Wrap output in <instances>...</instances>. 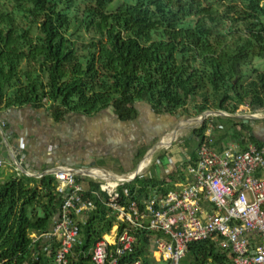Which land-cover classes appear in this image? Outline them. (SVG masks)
<instances>
[{
	"label": "trees",
	"instance_id": "obj_1",
	"mask_svg": "<svg viewBox=\"0 0 264 264\" xmlns=\"http://www.w3.org/2000/svg\"><path fill=\"white\" fill-rule=\"evenodd\" d=\"M114 2L0 0V109L44 107L57 121L107 108L135 121L140 102L172 116L196 99L197 115L212 109L237 114L242 105L264 109V70L255 63L264 59V0H123L112 10ZM211 119L185 139L192 148L186 169L197 160ZM176 179L141 175L119 187V202L136 201L145 210L140 199L178 190ZM79 181L88 185L85 197L95 209L78 219L67 264H95L91 252L118 215L100 184ZM57 186L53 175L22 172L0 182V264H57L59 242L33 237L58 220L63 198ZM125 228L134 229L137 242L118 264H167L153 249L162 232L120 222L119 231ZM226 257L208 239L192 242L187 258L197 264Z\"/></svg>",
	"mask_w": 264,
	"mask_h": 264
},
{
	"label": "built area",
	"instance_id": "obj_2",
	"mask_svg": "<svg viewBox=\"0 0 264 264\" xmlns=\"http://www.w3.org/2000/svg\"><path fill=\"white\" fill-rule=\"evenodd\" d=\"M210 136V132L205 133L197 160L187 167L189 182L180 191L150 198L144 204L145 210L136 201L127 205L119 202V187L135 181L111 177L112 186L104 176L87 175L76 167L63 164L49 167L52 169L49 175L57 179V193L63 199L58 220L48 232L34 234L35 243L57 240L56 263H68L80 232L78 219L95 209L91 199L85 197L88 188L79 181L87 176L107 192L109 207L118 215L116 228L99 240L91 252L95 264H118L134 248L137 242L134 229L120 232V222L162 232L153 239V249L155 257L167 264H181L189 256L192 242L208 239L214 240L227 257L222 262L209 260L197 264H264V180L256 175L264 167V148L251 144L243 152L233 148L218 152ZM13 162L15 171L23 174L22 159L18 161L13 155L10 163ZM5 164L0 159V166ZM27 172L31 177L35 175L30 169ZM125 194L129 196V190L125 189ZM129 264L144 262L139 259Z\"/></svg>",
	"mask_w": 264,
	"mask_h": 264
},
{
	"label": "crops",
	"instance_id": "obj_3",
	"mask_svg": "<svg viewBox=\"0 0 264 264\" xmlns=\"http://www.w3.org/2000/svg\"><path fill=\"white\" fill-rule=\"evenodd\" d=\"M260 69L264 70V64ZM144 104L147 105L146 102L138 103L139 118L135 121L120 119L110 108L94 116L70 113L62 121H57L53 113L44 107L0 109V159L6 161L2 166L4 170L0 182L15 175V164L10 163L15 151L21 153L22 161L27 163L32 171H43L57 164L75 167L81 163L84 167L99 168L115 175L130 174L141 161L139 147L144 143L150 146L151 140L156 137L155 128H149L147 132L145 130V138L140 135L145 117ZM148 107L151 114L156 115L152 106ZM232 115L238 117L221 116L222 119H213L209 125L206 133L210 132L213 147L218 152L231 148L243 152L247 151L251 144L264 148V109L242 106L237 114ZM166 117L170 120L168 114ZM179 124L170 127L166 136L175 132L180 127ZM159 127L164 128L165 132L167 126ZM148 136L150 139L146 141ZM149 150L150 147L146 152ZM106 158L121 170H113L99 164L100 160ZM178 174V169H173L170 174L167 172L168 176L161 175L156 178L168 182L172 177L177 178L178 190L173 191H180L191 176L188 171L179 174L181 177ZM256 175L264 180V167L259 168ZM84 185L88 188L87 184ZM148 200L147 196L140 199L142 204H146Z\"/></svg>",
	"mask_w": 264,
	"mask_h": 264
},
{
	"label": "rangeland",
	"instance_id": "obj_4",
	"mask_svg": "<svg viewBox=\"0 0 264 264\" xmlns=\"http://www.w3.org/2000/svg\"><path fill=\"white\" fill-rule=\"evenodd\" d=\"M122 2H123V0H115L114 8H112V10L117 9L122 4ZM21 22L23 24H25L28 22V20L24 19V20H21ZM255 63L260 68L264 64V59L257 58L255 60ZM198 102H200V99H196L195 102L190 103L188 105V108H187L188 111L187 110L186 111L180 110L176 113L175 116L168 114V116H170L171 122H170V120H168V117H166L167 114H156V115L154 114L153 115L149 111L148 106H150V105H148V103H147V105L146 104L143 105V109L145 111V117H144V121H142V125H141L142 128H140L141 129L140 135L142 136V138H145L147 130L149 128H150V130L155 128L156 137L151 140L152 143L150 144V146H146V144L144 143L143 145H141L139 147V151L143 155V156H141L142 158L146 155V153H147L146 151L148 150L149 147L150 148L153 147L155 144H157L158 141H160L162 139V137L166 136L170 132V127L173 128L175 125H177L179 123H182V125H186L187 127L184 129V132L182 134H180L181 136L179 135L180 137L177 138L176 141H174V143L171 146L166 147V148H161L154 153L153 157L150 159L149 165L143 169L140 176L141 175H146V176L151 175V177L152 176H155V177L160 176L161 177V175L168 176V175H166L167 172H168V174H170V172L173 169L174 170L178 169V172L180 175L184 174V172L187 171L185 169V167H186L185 164L187 163V161H189L188 159L191 157L192 148L187 147V145H186L187 143H186L185 139L192 137L193 131L200 128L204 123L203 122L202 124H199V125L198 124L197 125H190V124H194L195 122H192V121L189 122V120L197 118L199 116V115H197V109H196V103H198ZM242 106L248 108V106H246V105H242ZM212 110H214V109H212ZM215 117L216 116H210L207 118V120L209 118H212L211 120H213ZM210 124H212V122ZM160 125H164V127L167 126L165 132H163L164 128L159 127ZM143 127H144V129H143ZM145 130H146V132H145ZM172 133L170 134V136L172 135ZM170 136H166V138L170 137ZM166 138H163L159 143H162ZM148 139H150L149 136L146 139V141H148ZM173 140L168 141V142H172ZM146 143H148V142H146ZM165 143H166V141H165ZM145 158L148 159L147 156ZM145 158L142 159L141 164L144 162V160H146ZM99 164H103L104 167H108V168H111L113 170H118V171L121 170L120 168L112 165L111 161H109V158H106L103 161L100 160ZM141 164H140V167H141ZM165 166H167V167H165ZM3 170H4V168H2V171ZM133 172H135V171H133ZM130 174H132V172H130ZM179 174H178V176H180ZM88 179H90V178H88ZM85 181H87V179H85ZM87 183H88V181H87ZM114 228H116V226ZM181 264H190V261L188 258L183 259L181 261Z\"/></svg>",
	"mask_w": 264,
	"mask_h": 264
},
{
	"label": "bare ground",
	"instance_id": "obj_5",
	"mask_svg": "<svg viewBox=\"0 0 264 264\" xmlns=\"http://www.w3.org/2000/svg\"><path fill=\"white\" fill-rule=\"evenodd\" d=\"M194 120V121H193ZM195 122L194 124H190V125H197L201 122V118L198 117V118H194V119H191L189 120V122ZM180 127L172 133V135L170 137H167L162 143H159L154 149H152L149 154L147 155V158L146 160H144V162L141 164V167L139 168L138 171H135V172H132V174H127V175H115V174H112V172H107V175L105 174V171L102 170V169H99V168H92V169H79V171H82V172H88V174H93V175H96V176H101V177H105L107 178V181L110 182V179L111 177L112 178H115V179H119V180H132L133 178H135V176L138 174V172H142L143 169L145 167H147L149 165V162H150V159L153 157L154 153L161 149V148H166V147H169L171 146L174 141H176L177 138H179L183 132H184V129L187 127L186 125H182V123L179 124ZM182 125V126H181ZM180 135V136H179ZM175 138V139H174ZM174 139V140H173ZM173 140L172 142H168V141H171ZM166 141V143H165ZM168 142V143H167ZM165 143V144H164ZM153 153V154H152ZM151 154V155H150ZM110 184L113 186L114 183L110 182Z\"/></svg>",
	"mask_w": 264,
	"mask_h": 264
},
{
	"label": "water",
	"instance_id": "obj_6",
	"mask_svg": "<svg viewBox=\"0 0 264 264\" xmlns=\"http://www.w3.org/2000/svg\"><path fill=\"white\" fill-rule=\"evenodd\" d=\"M210 116H216V117H217V116H232V117H238V115H232V114H230V113H227V112H224V111H221V110H215V111H214V110H207V111L201 113V114L198 116V117L201 118V122H200L199 124H202L203 122L205 123V121L207 120V118L210 117ZM198 117H197V118H198ZM204 123H203V124H204ZM199 124H198V125H199ZM159 142H160V141H158L157 144H158ZM157 144H155L153 147H151L150 150L146 153V155H145L143 158H145V157L149 154V152L157 146ZM14 155H15V159H17L18 161L21 160V153H20L19 151H15V152H14ZM143 158H142V159H143ZM142 159H141V161H142ZM141 161H140V163H141ZM140 163L138 164V166L135 168L134 171H138V170H139V168H140ZM20 167L22 168L23 174L28 175V176H31V175H29L28 172H27V170L29 169L27 163L22 162V163L20 164ZM75 167L78 168V169H92V168H93V167H92V168H91V167H84L83 164H81V163L78 164V165L75 166ZM34 172H35V175L32 176V177H35V178H42L43 176H46V175L52 174V169L48 167L46 170L40 171L39 169H37V170L34 171ZM140 174H141V172H138V174L135 176V178H133L132 180H129V181H130V182L135 181V180L140 176ZM87 175H88V172H87ZM123 175H125V174H123ZM82 178H83V179H87V176H83Z\"/></svg>",
	"mask_w": 264,
	"mask_h": 264
}]
</instances>
